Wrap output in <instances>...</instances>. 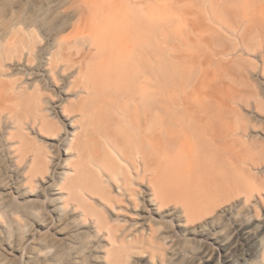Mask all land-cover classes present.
I'll return each mask as SVG.
<instances>
[{"label":"bare ground","instance_id":"1","mask_svg":"<svg viewBox=\"0 0 264 264\" xmlns=\"http://www.w3.org/2000/svg\"><path fill=\"white\" fill-rule=\"evenodd\" d=\"M56 9L70 18L42 43L22 21L0 34V159L17 177L0 181V264H19L8 254L24 246L26 264H124L145 245L160 248L165 217L203 218L250 174L227 156L233 129L223 105L198 86L164 85L169 69L144 0ZM35 186L46 196L32 206ZM39 208L51 217L35 220L37 235L5 237L6 219L28 221Z\"/></svg>","mask_w":264,"mask_h":264},{"label":"rangeland","instance_id":"2","mask_svg":"<svg viewBox=\"0 0 264 264\" xmlns=\"http://www.w3.org/2000/svg\"><path fill=\"white\" fill-rule=\"evenodd\" d=\"M64 1L0 0V34L22 21L31 24L32 37L42 43L41 34L60 31L69 20V12L56 9ZM144 2L147 20L154 19L159 32L161 59L169 69L164 85L182 92L198 86L209 102L223 105L233 129L227 156L234 165H244L250 182L219 196L195 222L177 225L175 219L165 217L158 228L160 248L145 245L124 264H264V0ZM241 31L248 43L244 46L239 43ZM39 139L42 145L48 142ZM8 165L2 157L1 182L17 181L14 173L6 171ZM44 191L39 186L32 189L37 199L32 206L42 201ZM8 201L16 204L21 198L10 193ZM50 217L47 209L40 208L28 221L14 214L6 219L10 226L4 235L22 243L31 233L37 235L35 220ZM22 251L9 252V261L26 264L27 246ZM57 264L71 263L63 257Z\"/></svg>","mask_w":264,"mask_h":264}]
</instances>
